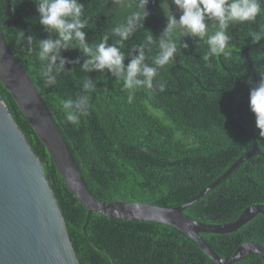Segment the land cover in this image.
<instances>
[{
  "label": "trees",
  "instance_id": "obj_1",
  "mask_svg": "<svg viewBox=\"0 0 264 264\" xmlns=\"http://www.w3.org/2000/svg\"><path fill=\"white\" fill-rule=\"evenodd\" d=\"M80 2L89 21L85 32L90 47L94 49L105 35L109 44L119 39L110 30L124 20L131 8L118 9L113 0ZM165 2L179 19L181 13L172 0H149V16L143 26L121 46L126 54L125 66L132 58L129 53L133 45L143 43L148 32L155 41L161 37L167 24L162 7ZM38 15L31 0H0V24L5 38L45 99L89 191L97 199L178 207L215 183L252 151L253 140L236 109L243 98L250 96L252 84L259 82L258 70L264 69V40L254 44L250 35L264 27V11L255 22L230 27L231 56L212 57L205 62L201 58L207 52L205 43L197 37H178L175 59L158 76L166 82L165 91L138 88L131 103L123 80L107 70L82 71L88 56L75 41L74 47L61 52L71 63L65 65V72L58 76L54 86H47L40 75L36 43L52 36L38 23ZM28 35L34 38L31 54L27 51ZM185 43L187 48L182 46ZM157 50L155 42L145 47L149 57ZM85 77L95 85L88 93L91 107L78 125H72L65 121L61 101L83 94ZM0 95L45 168L80 264H218L170 226L90 213L66 186L46 148L1 82ZM240 114L253 131L261 154L242 163L185 211L199 222L233 223L250 205H264V140H258L250 100L241 106ZM202 237L224 258L232 256L246 242L264 247V216L257 215L237 232ZM235 264L264 262L259 255H252Z\"/></svg>",
  "mask_w": 264,
  "mask_h": 264
},
{
  "label": "water",
  "instance_id": "obj_2",
  "mask_svg": "<svg viewBox=\"0 0 264 264\" xmlns=\"http://www.w3.org/2000/svg\"><path fill=\"white\" fill-rule=\"evenodd\" d=\"M247 59L249 55L245 53ZM0 82L32 127L52 158L73 196L90 213L136 222H156L170 226L198 245L218 264H235L252 255L264 262V247L246 242L230 257H221L202 237L203 234H231L257 215L264 216V205L247 207L229 224L199 222L185 211L224 182L242 163L260 155L256 137L241 117L243 98L237 106L239 120L251 135L253 149L239 159L208 188L183 205L173 208L149 203L105 202L89 191L84 176L42 94L12 52L0 24ZM0 264H80L54 190L45 168L27 142L0 95Z\"/></svg>",
  "mask_w": 264,
  "mask_h": 264
},
{
  "label": "clouds",
  "instance_id": "obj_3",
  "mask_svg": "<svg viewBox=\"0 0 264 264\" xmlns=\"http://www.w3.org/2000/svg\"><path fill=\"white\" fill-rule=\"evenodd\" d=\"M38 12V23L52 38L40 40L38 43L37 59L40 64V75L47 86H54L58 76L65 72V65L71 63L62 55V50L73 46L75 41L79 48L88 56L82 65V71L103 72L107 70L113 77L123 80V89L128 92V101L131 103L138 88L164 92L166 82L158 79L160 70L169 65L178 51V37H197L207 45V52L201 57L209 62L212 57L231 56V36L229 29L234 24L255 22L264 11V0H172L180 11L179 19L170 10L165 2L162 7L166 13L167 24L159 38L155 41L153 35H146L140 45H133L130 62L125 66L126 54L121 51L123 43L143 26V21L149 16L147 5L149 0H113L118 8H131L124 20L111 28V34L119 39L109 44V37L95 45L93 49L86 43L85 29L88 19L84 16V5L80 0H31ZM166 6V7H165ZM211 22V23H210ZM55 34L54 36L52 34ZM252 42L264 40V27L250 33ZM28 53L31 54L34 38L26 37ZM157 44L155 55L149 57L145 47ZM187 48L185 43L182 45ZM152 47L148 52H151ZM133 53H138L134 54ZM150 59V63L148 62ZM78 62V61H77ZM211 67V64H208ZM260 80L252 84L250 89V109L256 116V126L259 130L258 140H264V69H260ZM251 84L252 82L249 81ZM95 89L93 81L85 77L83 94L74 99L67 98L61 101L65 121L78 125L82 116H87L91 107L88 93Z\"/></svg>",
  "mask_w": 264,
  "mask_h": 264
}]
</instances>
